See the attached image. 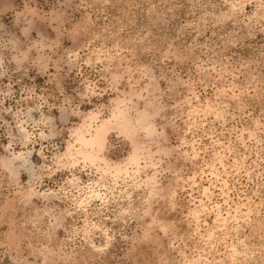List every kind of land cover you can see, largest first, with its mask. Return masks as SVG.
<instances>
[{"label":"rangeland","instance_id":"374dc122","mask_svg":"<svg viewBox=\"0 0 264 264\" xmlns=\"http://www.w3.org/2000/svg\"><path fill=\"white\" fill-rule=\"evenodd\" d=\"M0 264H264V0H0Z\"/></svg>","mask_w":264,"mask_h":264}]
</instances>
